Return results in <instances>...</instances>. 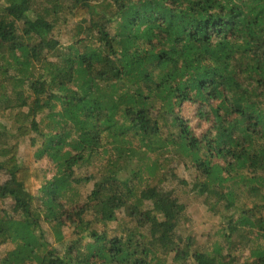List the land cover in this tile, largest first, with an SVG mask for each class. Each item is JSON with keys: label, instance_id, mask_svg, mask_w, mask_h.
Listing matches in <instances>:
<instances>
[{"label": "trees", "instance_id": "obj_1", "mask_svg": "<svg viewBox=\"0 0 264 264\" xmlns=\"http://www.w3.org/2000/svg\"><path fill=\"white\" fill-rule=\"evenodd\" d=\"M0 76V264H264V0H0ZM23 138L49 178L20 161ZM162 150L195 172L164 179L231 210L211 246L150 183ZM121 213L131 225L97 229Z\"/></svg>", "mask_w": 264, "mask_h": 264}, {"label": "rangeland", "instance_id": "obj_2", "mask_svg": "<svg viewBox=\"0 0 264 264\" xmlns=\"http://www.w3.org/2000/svg\"><path fill=\"white\" fill-rule=\"evenodd\" d=\"M100 10H105L107 3L103 2L98 5ZM78 30H76L75 26L69 25L67 30L66 28L61 33V38L65 43H68L72 36L77 35ZM1 82L2 77L0 76V90H1ZM180 116L183 118H186L190 121V124L195 127L197 124L198 119L194 118V106L191 104H184L181 107V113ZM168 117V116H167ZM169 118V117H168ZM169 120V119H168ZM49 122V119L42 118L41 119V127L45 130L47 124ZM167 127L170 131L175 132L174 127H172L169 124V121L166 122ZM6 124L3 119L0 118V125ZM7 127H9L8 124H6ZM48 129V127H47ZM42 137H38L37 141L41 142ZM34 147L31 146V143L29 141V138H23L19 143V157L20 161L25 165H31V166H37L42 168V170L45 171L47 177L49 178L52 173L55 170V164L48 163L46 160L36 161L35 156L33 155ZM147 163L150 165H153L154 172H151L153 176V179L150 181L151 184H154L158 177H160V174H162V179L165 180L163 182V185L173 188L174 193L179 197V200L181 203H183L186 206V221L184 220L185 224H181V227L186 229L187 232L191 233L197 240V242L203 246L208 247L213 244V242L217 240H221V232H223V229L227 226L228 221V215L231 213V210H225L223 208L224 202H219L217 207H220L221 212L215 214L213 211H210L208 209V206L204 204L203 202V195L198 194L195 191H191L190 186L186 185H179L177 184V181L175 179H164L166 176L170 175L171 171L174 172L177 177L183 178L187 180L189 183H191L192 177L195 176L194 170L189 167L185 166L181 160L185 159H178L177 156H170L168 155L167 150H162L157 153H153L152 155H147ZM123 162V161H122ZM104 164L103 160H96L92 164L89 165H83L76 169V174L78 176H85L87 174H99L101 172L102 166ZM144 173V172H143ZM148 175V174H147ZM145 175V177L147 176ZM5 176L2 175V179H4ZM145 181V179H143ZM92 182H89L87 184H80L76 187V190L78 194L81 197V200L85 198V195L87 192L92 188L91 186ZM240 190V189H239ZM241 191V190H240ZM241 198L244 199L246 205H248V202L250 203V199H248L246 194H241ZM247 193V192H245ZM212 198V197H211ZM213 199V198H212ZM214 200V199H213ZM1 206V205H0ZM131 220L128 219L125 214L121 213L118 214V219L116 221H112L107 223L106 227H98L97 229L99 231H102L105 229L107 231V234L109 236H112L114 234H117L120 230L124 229L126 226L131 225ZM71 229L66 228L64 229V234L66 237L70 235ZM46 235L50 240H54L52 234L49 232V230L46 231ZM56 244V243H55ZM5 250L4 246L0 247V256Z\"/></svg>", "mask_w": 264, "mask_h": 264}]
</instances>
